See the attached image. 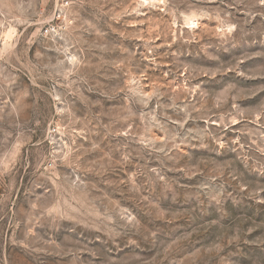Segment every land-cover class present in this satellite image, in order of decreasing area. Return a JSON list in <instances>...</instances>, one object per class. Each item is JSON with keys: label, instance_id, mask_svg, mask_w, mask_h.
Instances as JSON below:
<instances>
[{"label": "rangeland", "instance_id": "rangeland-1", "mask_svg": "<svg viewBox=\"0 0 264 264\" xmlns=\"http://www.w3.org/2000/svg\"><path fill=\"white\" fill-rule=\"evenodd\" d=\"M0 264H264V0H0Z\"/></svg>", "mask_w": 264, "mask_h": 264}, {"label": "built area", "instance_id": "built-area-1", "mask_svg": "<svg viewBox=\"0 0 264 264\" xmlns=\"http://www.w3.org/2000/svg\"><path fill=\"white\" fill-rule=\"evenodd\" d=\"M52 27H46L45 29H44V31H43V33L45 34V35H48V34H50V33H52Z\"/></svg>", "mask_w": 264, "mask_h": 264}]
</instances>
